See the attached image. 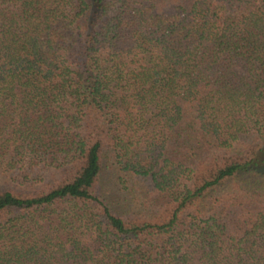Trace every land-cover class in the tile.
<instances>
[{
  "label": "trees",
  "instance_id": "16d2710c",
  "mask_svg": "<svg viewBox=\"0 0 264 264\" xmlns=\"http://www.w3.org/2000/svg\"><path fill=\"white\" fill-rule=\"evenodd\" d=\"M0 264H264V0H0Z\"/></svg>",
  "mask_w": 264,
  "mask_h": 264
}]
</instances>
